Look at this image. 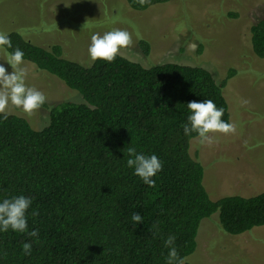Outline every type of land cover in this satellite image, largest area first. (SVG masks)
Listing matches in <instances>:
<instances>
[{"label":"trees","instance_id":"1","mask_svg":"<svg viewBox=\"0 0 264 264\" xmlns=\"http://www.w3.org/2000/svg\"><path fill=\"white\" fill-rule=\"evenodd\" d=\"M169 1L141 6L126 0L136 11ZM250 33L254 54L264 59V17ZM5 34L12 41V48H2L6 54L19 48L24 61L59 78L83 101L52 107L49 122L38 129L25 117L10 114L5 120L0 114V202L30 198L28 231L39 232L37 243L27 232L0 231V264H166L169 236L191 264L201 223L214 214L233 236L264 226V192L211 199L204 167L190 153L198 136L182 128L190 114L187 104L207 99L231 123L223 90L233 71L217 82L201 66L144 67L120 54L89 68L66 58L58 44L46 48L16 30ZM141 48L148 54L146 41ZM128 147L162 162L152 178L155 187L127 167ZM133 213L143 221L134 223ZM154 224L156 235L150 231ZM24 243L32 244L31 255L23 254Z\"/></svg>","mask_w":264,"mask_h":264},{"label":"rangeland","instance_id":"2","mask_svg":"<svg viewBox=\"0 0 264 264\" xmlns=\"http://www.w3.org/2000/svg\"><path fill=\"white\" fill-rule=\"evenodd\" d=\"M264 17V0H171L145 11L126 0H0V32L13 30L43 46L58 44L64 56L89 63L93 34L126 30L132 44L120 55L144 67L164 63L201 66L217 82L230 71L224 88L234 134H213L212 146L191 140L190 153L204 167L203 183L212 200L229 195L250 197L264 192V59L253 52L250 29ZM86 26L84 27V25ZM149 44L145 54L141 42ZM0 48V65L13 72ZM28 68L26 84L42 91L48 107L31 117L35 129L49 122L50 109L61 102H82V96L59 78ZM242 100L250 101L241 104ZM218 215L202 221L191 264H264V226L233 236L219 227Z\"/></svg>","mask_w":264,"mask_h":264},{"label":"clouds","instance_id":"3","mask_svg":"<svg viewBox=\"0 0 264 264\" xmlns=\"http://www.w3.org/2000/svg\"><path fill=\"white\" fill-rule=\"evenodd\" d=\"M137 3L144 6L150 4L151 0H137ZM132 42V37L126 30L116 29L103 35L93 34L88 48L90 62L86 66L91 68L93 62L97 60L114 62L120 50L129 47ZM4 46L12 48V41L7 34L0 32V48ZM5 59L11 65L13 72L8 74L7 69L0 65V114H3V118L7 120L12 109H20L25 115L31 117L45 104L47 97L35 87L27 86L28 68L22 67L24 64L22 50L15 49L14 52L8 53ZM249 103L248 100L241 101L242 106ZM187 108L190 114L187 123L182 125L183 131L185 135L189 136L196 133L202 145L212 146L216 141L213 134L228 135L234 134L236 131L234 124L222 120L224 109L217 108L211 99L204 102L191 101L187 104ZM126 155L128 157L127 167L134 169V174L141 178L144 184L155 187V181L152 178L163 167L158 157L155 154L147 156L137 153L135 147H128ZM31 204L32 200L23 195L0 202V231L7 232L11 229L19 233L27 232L28 236L37 238L36 242L38 243V230L28 231L26 213ZM32 214L36 216L39 213L33 211ZM131 219L134 223L143 221L142 216L138 213H133ZM150 231H153V235L158 234V225L154 224ZM175 239L174 236H169L165 240V246L170 249L166 264H185V258L179 256L174 246ZM22 247L24 255H31V243H24Z\"/></svg>","mask_w":264,"mask_h":264}]
</instances>
